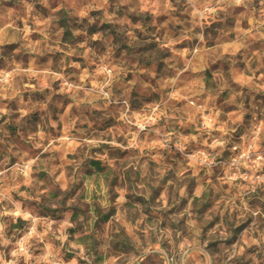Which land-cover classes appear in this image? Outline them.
Instances as JSON below:
<instances>
[{
  "label": "clouds",
  "instance_id": "1",
  "mask_svg": "<svg viewBox=\"0 0 264 264\" xmlns=\"http://www.w3.org/2000/svg\"><path fill=\"white\" fill-rule=\"evenodd\" d=\"M0 264H264V0H0Z\"/></svg>",
  "mask_w": 264,
  "mask_h": 264
}]
</instances>
